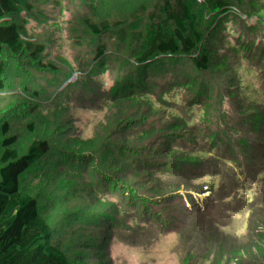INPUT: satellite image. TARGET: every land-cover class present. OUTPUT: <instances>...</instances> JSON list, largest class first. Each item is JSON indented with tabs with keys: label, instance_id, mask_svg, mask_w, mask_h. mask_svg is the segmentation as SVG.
<instances>
[{
	"label": "rangeland",
	"instance_id": "374dc122",
	"mask_svg": "<svg viewBox=\"0 0 264 264\" xmlns=\"http://www.w3.org/2000/svg\"><path fill=\"white\" fill-rule=\"evenodd\" d=\"M145 1L148 7L143 17L152 20L150 24L161 35L157 46L147 54L146 67L148 61L160 62L173 39L168 36L173 30L166 22L169 11H160L157 0ZM45 2L47 6L48 2L54 5L48 15L42 11ZM71 3H1L0 27L9 31L8 38L21 39L30 49L25 67L15 64L3 78L32 92H21L14 101L7 97L4 83L0 84V174L7 177L0 190V233L14 236L21 231L22 223L34 216L23 225L27 235H31L25 250L14 257L11 252L0 254V264H84L83 258L94 247H100L99 257L112 264H133L125 260L132 257L131 253L140 257L135 264H264V130L260 115L252 110L259 98H264V66L260 56L264 50L259 42L241 34H236V38L246 41L249 57L255 55L256 61L249 60V68L241 72L236 69L230 75L226 88L233 93L218 107L220 128L214 126L217 119L209 116L208 123L219 131L215 133L217 138L206 131L207 135L195 138L188 149L175 151V146L157 137L162 182L174 185L178 196L161 201L146 186L117 188L104 212L114 243L78 233L81 228L78 223L74 227V222L84 214V206L94 213L98 209L97 190L91 185L96 177L89 176L86 164L84 169L71 165L65 169L66 184L59 189L61 184L54 178L57 168L44 153L47 140L36 119L24 117L35 105L72 107L74 99L94 86L90 80L76 82L72 76L79 68L72 58L79 52L78 45L71 46L73 56L59 61L42 56L34 43L33 37L43 28L58 31L56 38L41 44L46 51L71 45L70 34L65 33L69 21L63 17H68ZM224 39L229 41L230 37ZM131 58L108 67L109 70L121 66V77L130 75L128 78L133 81L126 92L130 98L129 92L136 90L144 68ZM128 66L130 73L126 71ZM251 68L261 74L260 82L249 75ZM236 83L239 88L233 90ZM125 87H129L128 81ZM253 87H259L258 91L254 92ZM224 144L232 148L223 150ZM98 159L106 162L104 156ZM83 218L89 221L86 216ZM95 221L97 218L88 224ZM75 235H82V245ZM90 261L87 259V264Z\"/></svg>",
	"mask_w": 264,
	"mask_h": 264
},
{
	"label": "trees",
	"instance_id": "16d2710c",
	"mask_svg": "<svg viewBox=\"0 0 264 264\" xmlns=\"http://www.w3.org/2000/svg\"><path fill=\"white\" fill-rule=\"evenodd\" d=\"M3 1L13 0H0V13ZM66 1L72 2V6L68 5V17L63 15L69 21L65 33L69 32L71 45L66 49L61 46L46 51L41 44L56 38L58 31L43 28L33 37L34 43L42 56L55 57L59 61L73 56L71 46L78 45L79 52L72 58L77 60L79 68L72 76L76 82L90 80L94 86L74 99L72 107L35 105L24 117L36 119L47 140L43 150L57 168L54 178L61 184L59 189L65 186V169L71 165L83 168L86 164L89 176L96 177L91 185L98 194L95 199L97 212L84 206V214L76 218L74 227L78 223L79 234L92 235L113 244V233L108 229L104 212L108 207L106 202L117 188L146 186L161 201L178 196L174 185L162 182L163 164L159 160L157 137L175 146V151L188 149L195 138L207 135L206 131L214 133L212 137L217 138L215 133L219 131L211 127L208 118L214 116L217 119L214 126L220 128L218 107L223 106L225 98L233 93L226 88L230 75L236 69L241 72L245 67L249 68V60L255 62L251 58L243 59V52L248 50L245 48L247 43L237 39L236 34L259 42L264 50V0H193L191 11H186L178 19L168 17L166 22L173 30L168 36L173 39L167 44L159 63L148 61L146 67L144 65L136 90L132 94L129 92L131 98L126 95L129 82L133 81L130 75L121 77L118 73L121 66L109 70L108 67L125 62L128 57L147 56L157 46L161 35L155 32L156 26L150 24L152 20L143 17L148 7L146 1ZM46 3L42 11L48 15L54 5L48 2L47 6ZM156 6L160 11H168L166 0H157ZM207 13L212 16L217 29L209 38L199 42L191 32L195 24H203ZM8 33L7 29L0 27V77L3 79L0 84L4 83L7 97L16 101L21 92L31 93L32 90L18 88L3 77L15 64L25 67V56L30 54V49L21 39L8 38ZM225 35L230 37L229 41L224 39ZM260 56L264 66V52ZM127 69L130 73L129 66ZM250 70L249 75L260 82L261 74L253 68ZM127 81L129 87H125ZM235 88H239L237 83L233 90ZM258 88L253 87L254 92ZM252 110L260 115L261 130H264L263 97ZM231 148L224 144L223 150ZM102 156L106 158L105 163L98 159ZM6 178L5 174H0V190ZM42 212L49 215L44 210ZM33 216L30 215L27 221ZM84 216L89 221L86 222ZM95 218L94 224H88ZM27 221L14 236L0 233V254L5 256L11 252L14 257L25 250L31 240L23 226ZM75 238L82 245V235H75ZM99 248L94 247L82 263L94 258L90 264H112L99 257ZM133 254L125 260L135 264L140 257Z\"/></svg>",
	"mask_w": 264,
	"mask_h": 264
},
{
	"label": "built area",
	"instance_id": "2783aa9c",
	"mask_svg": "<svg viewBox=\"0 0 264 264\" xmlns=\"http://www.w3.org/2000/svg\"><path fill=\"white\" fill-rule=\"evenodd\" d=\"M166 3L168 4V11L170 18L172 19H178L183 16V14L186 11H191L193 8V0H166ZM216 18H218V15H216ZM217 29V25H214L212 23V16L207 13L205 20L203 24H195L193 29H192V36L196 41L202 42L205 39L209 38L213 32ZM225 35L224 37H226ZM241 49V48H240ZM250 54L248 51L243 52V59H249ZM131 58V57H129ZM128 59V58H127ZM133 60V63L135 61V64H145V62L148 60V55L139 57V58H131ZM251 59L256 61L254 58V55L251 56ZM131 62V60H130ZM259 64L261 65V62L259 61ZM262 66V65H261Z\"/></svg>",
	"mask_w": 264,
	"mask_h": 264
}]
</instances>
